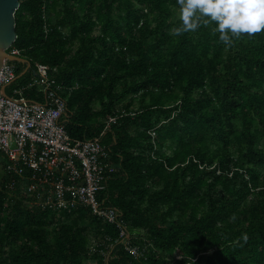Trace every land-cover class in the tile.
<instances>
[{
    "label": "trees",
    "instance_id": "1",
    "mask_svg": "<svg viewBox=\"0 0 264 264\" xmlns=\"http://www.w3.org/2000/svg\"><path fill=\"white\" fill-rule=\"evenodd\" d=\"M16 19L31 70L57 67L69 134L110 147L99 200L140 253L89 206L10 194L0 152V264H264V31L176 35L177 0H21Z\"/></svg>",
    "mask_w": 264,
    "mask_h": 264
},
{
    "label": "built area",
    "instance_id": "2",
    "mask_svg": "<svg viewBox=\"0 0 264 264\" xmlns=\"http://www.w3.org/2000/svg\"><path fill=\"white\" fill-rule=\"evenodd\" d=\"M7 51L21 56L14 44ZM14 62L7 58L0 68V152L10 176L9 193L17 195L19 188L29 202L46 208L89 206L100 218L117 224L120 235L127 236L126 247L139 254L130 245L120 211L99 200L115 170L110 147L99 137L74 138L67 131V99L55 77L57 67L37 63L26 83L11 87L17 78ZM33 88L41 99L27 94Z\"/></svg>",
    "mask_w": 264,
    "mask_h": 264
},
{
    "label": "clouds",
    "instance_id": "3",
    "mask_svg": "<svg viewBox=\"0 0 264 264\" xmlns=\"http://www.w3.org/2000/svg\"><path fill=\"white\" fill-rule=\"evenodd\" d=\"M177 4L181 24L176 35L213 24L212 31L229 45L234 38L264 31V0H177Z\"/></svg>",
    "mask_w": 264,
    "mask_h": 264
},
{
    "label": "water",
    "instance_id": "4",
    "mask_svg": "<svg viewBox=\"0 0 264 264\" xmlns=\"http://www.w3.org/2000/svg\"><path fill=\"white\" fill-rule=\"evenodd\" d=\"M21 0H0V68L5 59L26 63V68L18 77L31 68V62L22 57L9 53L7 50L17 39L16 12L20 8Z\"/></svg>",
    "mask_w": 264,
    "mask_h": 264
},
{
    "label": "rangeland",
    "instance_id": "5",
    "mask_svg": "<svg viewBox=\"0 0 264 264\" xmlns=\"http://www.w3.org/2000/svg\"><path fill=\"white\" fill-rule=\"evenodd\" d=\"M16 64V62H14ZM19 64V63H18ZM17 65V64H16ZM31 72H28V74H26V76L20 77L18 79H15L12 83H11V87H15V86H20L24 83H26L27 79L30 77ZM11 89V88H10ZM4 172L3 169V160L2 157H0V174ZM179 256V255H178Z\"/></svg>",
    "mask_w": 264,
    "mask_h": 264
}]
</instances>
